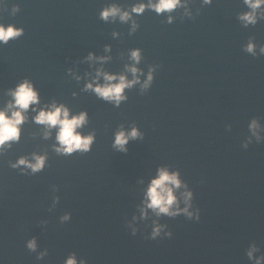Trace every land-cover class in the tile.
<instances>
[{
	"label": "clouds",
	"instance_id": "9594fccd",
	"mask_svg": "<svg viewBox=\"0 0 264 264\" xmlns=\"http://www.w3.org/2000/svg\"><path fill=\"white\" fill-rule=\"evenodd\" d=\"M204 5L210 4L211 0H202ZM249 11L241 13L237 19L241 21L244 27L249 25L254 26L258 19H264V0H243ZM178 8H187L186 0H139L132 4L130 9L121 10L116 5H110L101 9L99 18L102 21L109 19H117L121 23L131 22V31H135L137 25L132 20L133 14L139 16L144 11L150 10L157 15L161 13H171ZM187 14V11H186ZM173 17L167 15L166 23L171 24ZM23 34L20 28H14L12 25L5 27L0 24V45L6 44L10 39H15ZM116 36V33H113ZM255 45L249 41L244 47V51L249 54H254ZM109 49L106 46L105 52ZM260 53L264 55V46H261ZM130 64L124 66V72L131 74L132 79H126V76L121 73L119 75L109 74L97 68L91 81H86L83 91H90L97 99L106 103H111L113 107H119L122 101L127 97L124 95L125 89H130L136 84H140L141 89H147L152 81V69H149L145 75V79L141 84L139 76L143 73L135 66L140 62V50L132 49L129 51ZM88 61L95 60L98 63L106 62L109 57H93L90 53L86 58ZM71 74V73H70ZM79 80V77H74ZM102 79V83L98 82ZM10 99L5 101L3 107H0V156L11 147L12 144L18 143L21 135V127L27 121L26 115L29 110L35 115L32 116V122L43 127V138L47 139L52 129H55V144L53 151L62 156H71L75 152L86 153L90 151L91 145L94 142V135L89 134L82 136L77 129L81 128L87 122V114L79 112L78 114L70 115L69 110L63 104H57L55 101L47 105L36 106L40 104L39 94L34 89L33 84L27 80H21L13 89L7 90L5 93ZM256 121L249 123V130L256 129ZM255 134V133H253ZM140 133L135 127L125 132L119 130L113 135L112 146L117 151H126L125 145L130 139H136ZM247 147V145H242ZM46 156L32 154L30 159L20 157L15 163H10L12 169H20V174L24 175L25 169L29 170L27 174H35L41 171L45 166ZM184 189L183 191H179ZM192 193L187 189V185L180 179V174L176 171H169L166 167H158L155 175L149 179L147 186L144 188L139 207V219H146L147 213L150 211L154 216L161 215L172 218L178 215H184L189 219H198L193 212H190ZM183 204V207L180 205ZM67 220L68 217L62 218ZM136 216L132 217V223L128 225L131 229V235H135L137 229L133 227L136 221ZM165 226L152 222L151 230L145 237L148 240H157L158 238H171V233L164 231ZM163 233V236H161ZM25 247L29 251L35 250V241L29 240ZM255 248H251L246 255L249 260L253 259L252 253ZM65 264H77L74 256H69ZM80 264H84L80 261ZM254 264H261V258L257 257Z\"/></svg>",
	"mask_w": 264,
	"mask_h": 264
}]
</instances>
